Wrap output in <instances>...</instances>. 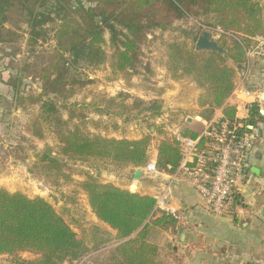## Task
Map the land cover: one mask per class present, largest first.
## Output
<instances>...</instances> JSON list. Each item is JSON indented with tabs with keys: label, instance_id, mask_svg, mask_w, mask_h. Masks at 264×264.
Returning <instances> with one entry per match:
<instances>
[{
	"label": "trees",
	"instance_id": "obj_1",
	"mask_svg": "<svg viewBox=\"0 0 264 264\" xmlns=\"http://www.w3.org/2000/svg\"><path fill=\"white\" fill-rule=\"evenodd\" d=\"M210 15L214 16V21L203 25L223 31L219 43L226 54L197 52L195 47L188 49L186 42L168 45V70L173 80L189 79L203 92L198 104L203 109L201 118L209 121L234 91L237 71L245 69L247 53L257 45L255 40H264V7L254 0H0V47L14 48L6 54L14 57L20 51L14 46L24 37L18 32L28 36L30 58L34 61L28 63L22 73H28L29 78L40 83L41 93L27 99L40 106L37 119L43 120L56 134L60 156L79 163L95 159L120 168H145L149 163L150 136L140 140L108 138L91 134L79 124L70 126L76 117L83 120L85 115L71 113L69 120L62 119L61 106L67 108L65 103L92 83L80 79L72 70L80 64L99 69L110 58L114 73L132 77L142 69L152 74L142 61V47L149 42L148 36L155 31L177 30L186 39L196 42L203 33L201 27L187 31L175 29V24L189 18L208 19ZM23 25H26L24 31ZM49 25H53L50 32L55 46L50 51L38 52L35 46L39 41L47 42ZM106 47L112 51L111 57ZM6 85L19 92L21 81L12 79ZM143 105L145 103L140 102L138 107ZM162 110V101L155 100L142 112L154 119L161 117ZM97 112L109 114L100 109ZM223 114L233 120L235 109L224 107ZM262 119L259 106H252L247 124L256 128ZM164 128L165 125L158 131L162 139L157 149L156 167L160 172L173 175L181 162L180 145ZM28 130L38 139L44 137L37 121ZM202 130L198 121L185 119L179 123V134L184 138L197 139ZM40 164L47 174L54 172L58 177L66 166L53 157L51 150L41 155ZM80 187L87 195L93 214L117 231V239L122 242L101 264H162L158 260V247L150 240L151 230L177 232L178 222L165 215L152 221L153 197L103 184L92 177ZM109 241L97 227H93L90 242L80 239L43 198L30 199L22 193L0 188V256L12 257L15 264H76ZM22 253L36 258L22 260Z\"/></svg>",
	"mask_w": 264,
	"mask_h": 264
},
{
	"label": "rangeland",
	"instance_id": "obj_2",
	"mask_svg": "<svg viewBox=\"0 0 264 264\" xmlns=\"http://www.w3.org/2000/svg\"><path fill=\"white\" fill-rule=\"evenodd\" d=\"M254 1L264 7V0ZM206 21L212 23L214 16L210 15L208 19L202 17L201 20L189 18L179 21L175 24V29L191 31L201 27L203 32H213V29L203 25ZM52 27L53 25L47 26L49 31L47 42L39 41L35 46L38 52L50 51L54 48L55 41L53 33L50 32ZM22 28L24 31L26 25ZM18 34L24 37L14 46L16 50L20 49L16 56L6 55L13 52L14 48L11 46L0 47V94L2 96L0 97V188L11 193H22L30 199L43 198L54 207L80 239L90 242L93 236V224L88 216L91 212L88 213V198L80 184L92 177L100 183H115L129 192L132 191L131 193H138V188H132L136 169L120 168L95 159L87 163L73 162L60 156V143L56 134L43 120L37 119L40 106L33 105L32 100L27 99L31 96H39L41 85L29 78L28 73H22L26 65L33 63L34 60L30 58L31 48L28 46V36L23 35L22 32ZM214 35L219 41L221 35L218 33ZM109 38L110 33L107 31L106 39L109 41ZM148 38L149 42L142 47L144 55L142 61L145 67H149L152 74L142 69L139 74L132 77L128 74L114 73L110 67V58L99 69L80 64L72 70V73L92 83L86 85L65 103L67 108L62 107V102H59L62 119L69 120L71 113L77 116L85 115L86 118L83 120L76 117L70 122V126L79 124L91 134L108 138L140 140L145 136H150L152 138L150 153L154 143L162 139L158 131L162 125L164 126L163 123L167 122L169 126H173L178 124L177 121H184L187 117L193 118L202 113L203 109L198 107V103L203 92L189 79L173 80L172 73L168 70V45L173 42H186L188 49H191L195 47L196 42L186 39L177 30L165 33L155 31ZM106 50L108 56L111 57L110 48L106 47ZM251 70L252 74L256 73V76L264 73V55H260V59L252 63ZM12 79L21 81L19 92L6 85ZM162 90L164 93L160 95ZM112 100H114L113 103H111ZM155 100L162 101L163 114L161 117L151 119L142 110ZM140 102L145 105L138 107ZM98 109L107 111L109 114H100L97 112ZM35 121L44 132L42 139L33 136L28 130ZM47 150H51L53 157L66 163L63 174L59 177L54 172L47 174V170L40 164L41 155ZM145 168L141 169L145 171ZM144 179V183L148 182L154 186L155 191L158 189V178H151L145 174ZM244 206L251 208L249 203L242 202L238 204L237 213ZM236 215L219 218H233ZM159 235H156V232L152 235L153 244L158 240ZM99 251L91 252L93 257H87L85 264H101L100 254L104 251H100L101 253Z\"/></svg>",
	"mask_w": 264,
	"mask_h": 264
},
{
	"label": "crops",
	"instance_id": "obj_3",
	"mask_svg": "<svg viewBox=\"0 0 264 264\" xmlns=\"http://www.w3.org/2000/svg\"><path fill=\"white\" fill-rule=\"evenodd\" d=\"M263 41V39L255 40L256 44L263 43ZM259 59L252 58L251 61ZM237 86L261 94V101L256 105L259 106L263 119L256 125L259 138L250 158V185L247 186L248 192L245 193L243 202L244 204L249 203L251 208L244 206L233 218L211 216L202 209L200 197L191 185L187 182L180 183L174 192V204L182 211L184 220L178 223L177 232L158 228L151 230L150 240L155 232L156 235L160 232L155 245L158 247V260L162 264H264V114L262 113L264 111V73L258 76L253 73L249 79L243 81L242 72L237 71ZM163 91L160 95H163ZM196 116L187 117L186 121L189 122V119L198 121L201 113ZM180 122L182 121H177L178 124L173 126H169L167 122L163 123L166 132L169 128L179 130ZM159 142L152 146L149 162H156ZM144 175L138 194L152 197L155 191L154 186L148 182L144 183L146 179ZM157 180L160 182L163 179L158 178ZM112 184L120 189H126L115 183ZM88 213L93 227H97L110 240L100 249L104 251L100 254L102 256L100 261L104 262L108 259L109 252L111 253L122 242L117 239V231L98 220L90 206H88ZM160 216L162 215L153 212L151 219L153 221ZM87 257L90 258L93 255L90 254ZM20 258L30 261L36 257L29 253H22ZM0 264H15V260L2 255Z\"/></svg>",
	"mask_w": 264,
	"mask_h": 264
},
{
	"label": "built area",
	"instance_id": "obj_4",
	"mask_svg": "<svg viewBox=\"0 0 264 264\" xmlns=\"http://www.w3.org/2000/svg\"><path fill=\"white\" fill-rule=\"evenodd\" d=\"M212 31L223 34L219 29ZM260 55H264V41L247 53L243 81L252 75L251 59L260 58ZM260 101L259 92L237 86L224 105L235 109L233 120L225 118L223 107L217 109L209 121L198 119L203 130L197 139L182 137L177 128L167 130L169 137L180 145L181 162L173 175L158 171L156 162H149L145 168L144 173L151 178L163 179L152 194L155 213L181 223L184 217L174 204V192L180 183L187 182L197 192L202 209L209 215L228 217L238 214V204L244 202L250 185V158L259 138L257 129L247 124L249 110ZM87 260L85 257L76 264H85Z\"/></svg>",
	"mask_w": 264,
	"mask_h": 264
},
{
	"label": "water",
	"instance_id": "obj_5",
	"mask_svg": "<svg viewBox=\"0 0 264 264\" xmlns=\"http://www.w3.org/2000/svg\"><path fill=\"white\" fill-rule=\"evenodd\" d=\"M110 29L112 31L114 30L112 25H110ZM195 50L197 52H216L221 55L226 54V50L220 45L214 33L209 32V31H204L202 35L199 37V39L196 41ZM262 113L264 114V111ZM192 121L193 119H189V122H192ZM143 174H144V170L141 168H137L134 172L132 184L136 182L138 184V189H139V185L141 183Z\"/></svg>",
	"mask_w": 264,
	"mask_h": 264
},
{
	"label": "bare ground",
	"instance_id": "obj_6",
	"mask_svg": "<svg viewBox=\"0 0 264 264\" xmlns=\"http://www.w3.org/2000/svg\"><path fill=\"white\" fill-rule=\"evenodd\" d=\"M132 188H133V189H137V188H138V184H137L136 182L133 183V184H132Z\"/></svg>",
	"mask_w": 264,
	"mask_h": 264
}]
</instances>
